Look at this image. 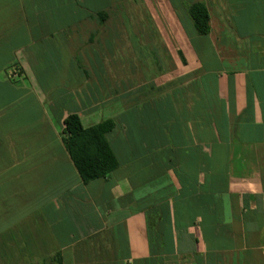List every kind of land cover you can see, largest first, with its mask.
<instances>
[{
  "label": "crops",
  "instance_id": "obj_1",
  "mask_svg": "<svg viewBox=\"0 0 264 264\" xmlns=\"http://www.w3.org/2000/svg\"><path fill=\"white\" fill-rule=\"evenodd\" d=\"M187 2L208 35L172 0H0V264H264V0ZM137 38L157 74L118 68ZM69 114L116 121V170L82 182Z\"/></svg>",
  "mask_w": 264,
  "mask_h": 264
},
{
  "label": "trees",
  "instance_id": "obj_2",
  "mask_svg": "<svg viewBox=\"0 0 264 264\" xmlns=\"http://www.w3.org/2000/svg\"><path fill=\"white\" fill-rule=\"evenodd\" d=\"M187 14L199 36L210 32L209 14L202 2L186 6ZM104 15L100 14L103 19ZM116 127L114 119L104 120L92 127L83 128L77 114L64 119L63 144L82 182L104 178L119 167V162L106 136Z\"/></svg>",
  "mask_w": 264,
  "mask_h": 264
},
{
  "label": "rangeland",
  "instance_id": "obj_3",
  "mask_svg": "<svg viewBox=\"0 0 264 264\" xmlns=\"http://www.w3.org/2000/svg\"><path fill=\"white\" fill-rule=\"evenodd\" d=\"M173 3L178 6L181 7L182 9L180 10V13L182 15V18L184 17V11H186V6L189 5L187 0H172ZM184 9V10H183ZM132 14L130 15L132 17V20L135 21L136 18L138 16H140V7L136 6L133 7L131 10ZM186 15L187 11H186ZM188 20H190L189 16L186 17ZM186 18H183V20H185ZM130 27V32L133 31L134 33L137 31V24L134 23L132 25H128ZM189 31L191 30V27L188 26ZM143 41L141 42V40L139 38L137 39H133V45L130 44V49L125 50V48L123 47V41H122V45L120 44V40L119 41H114V52H115V59L118 63V68L119 69H123L124 71H126V75H129V71L133 70V69H139L140 73H130L135 75L137 78L138 76H140V78H142L144 76V78L149 75V74H157V71L159 70V66H160V55L157 54V47L156 49L152 46V44L150 43V41ZM153 43V41H151ZM156 42V41H155ZM155 70V71H154ZM110 142L113 144L115 141L111 140V136H109ZM114 146V150L116 151L117 155L119 158L121 159H126V157L128 155H126V152H123V156L119 155V152L117 150V148L115 147V144H113Z\"/></svg>",
  "mask_w": 264,
  "mask_h": 264
}]
</instances>
